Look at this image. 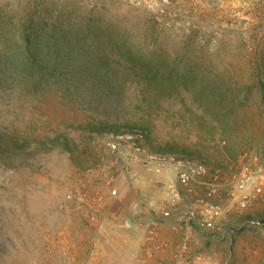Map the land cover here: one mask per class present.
<instances>
[{"label":"rangeland","instance_id":"1","mask_svg":"<svg viewBox=\"0 0 264 264\" xmlns=\"http://www.w3.org/2000/svg\"><path fill=\"white\" fill-rule=\"evenodd\" d=\"M30 11L42 42L53 25L72 38L86 78L69 91L0 88V124L70 141L0 163V264H264V190L242 210L223 191L217 230L180 224L162 215L157 175L110 171L103 148L106 133L141 129L149 147L211 169L233 171L244 152L264 162V0H0V29ZM107 71L117 82L99 96ZM236 82L254 86L221 109L212 93Z\"/></svg>","mask_w":264,"mask_h":264},{"label":"built area","instance_id":"2","mask_svg":"<svg viewBox=\"0 0 264 264\" xmlns=\"http://www.w3.org/2000/svg\"><path fill=\"white\" fill-rule=\"evenodd\" d=\"M103 148L110 171H123L132 177H137L140 169L156 174L166 171L168 179L163 186L168 203L162 215L180 224L191 226L199 222L210 230H217L220 221L227 218L221 203L223 191L231 194L237 209L242 210L264 190V162L256 158L253 164L248 162L247 152L241 155L233 171L226 172L211 169L191 157L153 151L141 129L106 133ZM117 194V188L110 190L111 196ZM99 198L104 199V195L100 194ZM186 247L182 245V249Z\"/></svg>","mask_w":264,"mask_h":264},{"label":"trees","instance_id":"3","mask_svg":"<svg viewBox=\"0 0 264 264\" xmlns=\"http://www.w3.org/2000/svg\"><path fill=\"white\" fill-rule=\"evenodd\" d=\"M34 15L35 12L30 11L28 23L26 21L20 22L17 26L0 29L1 37L5 38L0 45V88L9 86L12 90L30 91L35 94L47 90L48 87H62V89L69 91L74 82H80L86 78L85 74H77L78 67L73 59V55L77 51L75 43L72 38H68L62 32L59 25L51 26L48 34H46L47 39L42 42L40 37L43 33L35 28L33 24ZM80 64L86 66L85 68L89 67L88 62H81ZM99 79L100 81H93L96 86H99V89H95L99 96H103L104 90L109 91L111 86L117 82V77L108 71L101 73ZM256 82L259 87L264 88L261 80L257 79ZM228 86L225 87L224 83H220L216 87V93H212L215 102L221 109L224 108L225 104H229V101L231 106L243 104L254 85L249 83L241 87L236 82ZM101 88L106 89L100 91ZM242 88H245L247 92L243 97L240 96ZM98 112L99 110H94L95 117L90 119L94 120L100 116L101 114ZM86 126L91 132L94 128L98 131L117 129V127L105 128V126H101L102 128L99 129L93 122ZM61 139L66 144L65 148H68L70 143L68 137L57 131H52L51 134L48 132L47 134L23 135L8 125L0 124V163L7 165L12 161L20 162L23 160L24 154L27 155L45 147L52 149L56 145L55 142ZM150 148L155 152H161L152 146ZM259 222L264 227V215L260 216Z\"/></svg>","mask_w":264,"mask_h":264},{"label":"crops","instance_id":"4","mask_svg":"<svg viewBox=\"0 0 264 264\" xmlns=\"http://www.w3.org/2000/svg\"><path fill=\"white\" fill-rule=\"evenodd\" d=\"M144 174H150V175H157V177H159L162 181V185L167 181L168 179V173L166 171H163L162 173L160 174H156L154 173L153 171H150V170H142L141 169L139 170V175L138 177L136 178V181L138 179H140L141 177L144 176ZM156 192V194H159L160 198H163V199H166V191H161V190H156L154 191ZM150 195V194H149ZM126 221V219L124 220V222ZM134 229H135V224L132 222V227L131 228H128L127 230H130V231H127V233H133L134 232Z\"/></svg>","mask_w":264,"mask_h":264},{"label":"water","instance_id":"5","mask_svg":"<svg viewBox=\"0 0 264 264\" xmlns=\"http://www.w3.org/2000/svg\"><path fill=\"white\" fill-rule=\"evenodd\" d=\"M125 225H127L128 227H132V223H131V221H129V220H126V221H125Z\"/></svg>","mask_w":264,"mask_h":264}]
</instances>
